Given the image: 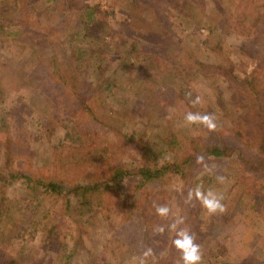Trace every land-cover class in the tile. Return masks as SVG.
Returning <instances> with one entry per match:
<instances>
[{
  "label": "rangeland",
  "instance_id": "obj_1",
  "mask_svg": "<svg viewBox=\"0 0 264 264\" xmlns=\"http://www.w3.org/2000/svg\"><path fill=\"white\" fill-rule=\"evenodd\" d=\"M83 6L101 10L100 37L74 35ZM258 108L264 0H0V264H65L68 253L70 264H184L181 251H156L181 219L185 231L191 223L207 234L222 227L220 241L200 246L199 264H264V167L251 169L255 145L143 189L138 176L125 177L106 194H38L9 177L87 181L102 160L149 167L152 155L151 164H182L189 138L198 148L219 132L234 140L225 125L254 128ZM188 112L212 114L215 129L187 124ZM197 188L222 197L223 211L210 213ZM144 207L149 220L140 217ZM147 231L153 246L143 256Z\"/></svg>",
  "mask_w": 264,
  "mask_h": 264
},
{
  "label": "trees",
  "instance_id": "obj_2",
  "mask_svg": "<svg viewBox=\"0 0 264 264\" xmlns=\"http://www.w3.org/2000/svg\"><path fill=\"white\" fill-rule=\"evenodd\" d=\"M141 0H131L133 4H136V2H140ZM99 8L97 6H83V11L79 14L78 18L76 19V31L74 33L77 37H82L83 40L89 39V38H98L106 31V26L104 25V22H102V19H97V14L99 13ZM65 55V52H64ZM245 84H250L248 80L245 81ZM256 104H257V98ZM259 116H258V125H256L254 128H252L248 124H242L239 122H233L231 125L226 124V132L228 137L232 136L234 140H229L223 138V133L219 132L217 135L210 136L208 138V144H205L201 148H198V140L197 138H189L192 145L190 146L192 148V152H186L183 156H181V159L183 160V163L181 164L178 160L165 162L162 166H158L155 162L152 163V161H156L155 156L152 155L148 156V162L150 161L149 167H139L132 165L131 167H122L121 165H110L108 162L105 163L102 160L98 164L99 165L94 170V175L91 176V179H88L87 181L81 180L78 181L80 178V175L78 176H72V179H69L68 181L66 179H55L52 178L48 182H33L32 179L25 175V174H9V177L22 181L23 184L27 186L28 189H31L32 191H37L38 194H50L52 196H69L70 194L73 195H91V194H106V193H113L117 192V190L120 188L119 183L120 181L125 177H131V176H138L139 177V185L137 186L138 189L146 188L149 184H152L156 181H159L165 174L168 172H171L172 174L177 175L179 178H183L185 174L188 171H191L192 169L196 168V166L202 167L205 163H207L209 160L207 157H214L217 159L220 158H226L231 157L235 154H239L241 152L242 144L244 145H255L254 151L256 153V158L258 161L254 163L251 162V169L255 172L257 168L264 167V112L263 110L259 109L257 110ZM257 115V113H256ZM226 134V133H225ZM65 137H69V132H66ZM75 141L81 140V138H74ZM173 136L170 137L168 144L174 143ZM242 143V144H241ZM250 143V144H247ZM78 148V146L76 147ZM189 149V148H186ZM177 152V150H175ZM151 155V154H147ZM146 155V156H147ZM199 157H203L202 160L198 159ZM83 161V159H82ZM105 163V164H104ZM113 166V167H112ZM78 181V182H77ZM7 183V182H4ZM149 195V194H148ZM241 197H239L240 199ZM68 204L71 203L70 198L67 197ZM78 204L82 202H77ZM147 208H143V213L140 216L142 220H149V217H147L145 214L147 213ZM187 224V221L185 220L181 226H179L178 231L181 229L184 230L183 226ZM188 232L195 235V243H197L199 246L203 245L205 239L207 237H210L213 240L220 241V235L222 234V227L218 225L213 226L209 233L205 231H199L198 228L191 223L190 227L187 229ZM177 232L174 233L172 240L170 241V244L165 248L158 247L156 249L157 253H160L162 255H167L169 257L170 255L173 256L177 253V251H180L176 248L174 241L177 238ZM221 232V233H220ZM151 235L147 232L144 233V241L148 243L147 248L153 246V243L150 242ZM122 248V247H121ZM105 250V249H104ZM105 253H113V250H106ZM72 253H68L65 257V264H70V260L72 258ZM115 258V257H114ZM94 264H106L105 260H94ZM5 264H18L16 261H10L6 262Z\"/></svg>",
  "mask_w": 264,
  "mask_h": 264
},
{
  "label": "clouds",
  "instance_id": "obj_3",
  "mask_svg": "<svg viewBox=\"0 0 264 264\" xmlns=\"http://www.w3.org/2000/svg\"><path fill=\"white\" fill-rule=\"evenodd\" d=\"M197 100L193 101V103H197ZM185 122L187 124H202L209 129H215V117L212 114H200V113H192L188 112L185 115ZM198 159L202 160L203 157H199ZM219 179H223L219 177ZM193 193H189V199H191ZM195 197L200 200L202 205L210 212L215 213L216 211H223V206L220 203L222 197H218L212 191H208L207 193L201 191L199 188L195 190ZM156 211L161 216H166L168 214L169 209L166 206H157ZM183 223V220H178L176 224ZM176 224H173L172 227L175 228ZM157 231H163L162 228L157 229ZM177 238L174 241V244L177 249L182 252V259L184 264H199L201 260L200 246L195 243V235L185 231L180 230L177 232ZM151 255V249H147L143 253V256ZM141 264H144L143 260H141Z\"/></svg>",
  "mask_w": 264,
  "mask_h": 264
}]
</instances>
